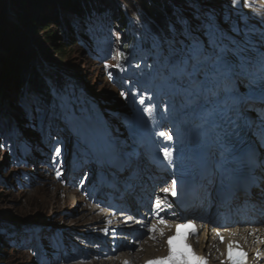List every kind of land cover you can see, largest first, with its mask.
Segmentation results:
<instances>
[{"label": "rangeland", "instance_id": "374dc122", "mask_svg": "<svg viewBox=\"0 0 264 264\" xmlns=\"http://www.w3.org/2000/svg\"><path fill=\"white\" fill-rule=\"evenodd\" d=\"M19 1L0 0V33L8 32V37L4 41H0V57H4L8 49L17 47L16 43H18L19 46L21 45L28 52L31 64L36 65L33 68L37 72L38 68L41 71L46 67L44 63L52 61L55 73L63 74L64 71L66 72L65 66L68 60H62L60 57L55 56L53 50V44L55 43L47 40L55 32L59 33V29L53 28L49 35L45 36L43 30L47 28L49 23L42 22L38 26L35 22L40 20L38 17H34L37 10L34 14H28L27 16L24 11L28 5L25 4V7L22 8ZM53 1L57 2L56 0H51L50 7L43 0L34 2L35 4L40 3L43 11V13L38 14L39 18L56 13L52 9ZM167 1L176 7L175 19H171L167 14L161 18L160 23L154 22L149 18L147 23H145L149 29L147 34L144 31L143 23L130 24V29L136 38L135 45L128 55V61L125 62V65L131 66L130 69H124L120 63L118 42L122 36L117 31L108 32L104 36L109 40H105V42L111 43L107 47L98 43L88 45L82 41L76 42L77 46L70 43L68 46H64L65 48L63 47L64 52L71 58L70 61L73 62L74 66H77V79L67 75L68 79L66 81L62 80L61 90L65 93V96H63L64 103L66 105L71 103V108L82 118L81 110L76 102L81 99L85 100L89 95L92 96V99L102 107V113L96 114L95 122L101 129L109 131L110 137L115 139L116 143L121 146V151L125 153L126 157L131 152L129 148L131 147L130 144H132L129 138L130 128L127 126L128 121L140 113H146L157 107L160 96L163 94L167 96L168 90L175 95L173 99H166V103L162 106L163 110L165 107L169 108V110L175 109L180 104L182 95L186 94L185 92L180 95L177 94V85L183 82L185 86L190 87L191 80L194 77L191 71L195 64L209 56L210 60L211 58H216L209 51L213 34H215L216 38L215 46H219V48L224 47V44L233 47L238 41L242 44V49H244L246 43L243 35L247 33L246 22L254 17V12L259 5L262 4L264 6V0ZM113 2H115V5H113L112 9H109V13H119V7L124 5V0H113ZM56 4L60 6L59 2ZM60 8L57 7V10ZM124 11L132 18L135 16L134 10L129 7ZM232 14L234 15L232 16ZM242 16H245L246 19L241 18ZM27 19L35 24V29H28L30 32L25 31L23 36L10 42L9 37L16 32L19 35V33H22L20 31L27 30ZM94 20L97 27L103 26L96 16ZM235 21L238 22V27L235 25ZM86 23L90 24L88 20ZM92 26L93 23L88 27L89 30H92ZM79 27L82 28L83 26L76 25L71 29L74 39H83ZM115 27L116 22L113 28ZM59 40L58 43L63 44L62 38ZM28 58H26L27 62L22 61L23 64L29 63ZM166 60L168 61L167 63ZM186 60H188L187 63H185ZM137 62H139V67L135 66ZM3 66L0 64V85L3 80H6V75L1 73L3 72ZM145 72H147L146 77L144 76ZM47 74H50V72ZM142 75L145 77L144 82L140 81V76ZM184 77H186V80H184ZM73 79L77 81V85L73 84ZM194 86L191 89H195L196 85ZM3 87L8 90L7 86L3 85ZM5 89L4 91H6ZM5 96V94H0V110L6 111L8 106L12 110L6 111V114L9 115V120L5 124L8 131L3 135L6 145L0 146V179L4 181V184L0 185V234L3 231L9 236L5 240L8 251H4L7 255L3 263L54 264L55 261H59L60 256L66 252L70 245H78L80 248H72V258L70 260L65 259L71 256L65 254L61 264H93L95 261L111 259L112 257H109L107 252L101 257H96L92 253V256H89L84 251L86 248L96 251L97 246H93L87 241L93 237L88 236L82 230V227L75 228V234L70 239H65L67 238L65 228H69V225H67L69 220H72L73 217L81 216L83 209L91 211L86 200L81 197L83 194L81 193L80 185L90 183L95 187L104 186L108 180L107 171L102 167H95L94 163L77 155L78 149L74 148L75 140L72 139L68 130L60 124L59 120L51 116L47 106L34 99L29 110L26 94L25 96L19 94V108L16 111L19 117H17L11 115L14 111V105L10 98ZM141 99L144 100L143 104L140 103ZM145 109L148 110L145 111ZM243 113L254 118V131L263 135L261 127L264 124V104L248 100L243 107ZM0 114L1 124L4 123V119L1 112ZM46 114L48 115L47 117ZM64 121L68 123L66 117H64ZM116 132L119 133L117 136ZM77 139L78 141L81 140L80 137H77ZM9 143L26 150L27 153H21V155L26 154L27 158L31 159L25 165L26 169H18L19 167L24 168V166L13 161L8 164L6 155L9 159L10 152L13 151ZM0 144L3 145V141ZM56 148L61 149L59 156L54 152ZM143 154H145V150L143 146H140L139 152L133 155L136 159L134 161H125L129 164L130 170H121L119 172L121 180L126 181L139 168H142V172L147 170V163L142 167V163L138 159ZM119 158L124 157L119 155ZM6 163L8 166H5ZM77 165H82L86 168L91 176H71L69 171L61 173L62 169ZM53 170L54 172L52 173ZM67 175L74 180L73 190L70 187L64 188L66 182L69 183L71 179L68 180L67 178L65 184L60 183V179ZM17 177H19L20 183L15 182ZM44 178L53 180V183L47 180L41 182L40 179L43 180ZM45 182H48V187L53 192H59L63 189L64 191L60 193L58 198H55L53 193L43 189L42 184ZM37 188L39 193H36ZM25 190L32 191L34 195L32 197L23 195L22 192ZM45 193L50 196L45 195ZM64 193L70 195L69 197L77 195L81 200L80 205L74 208L72 205H66L63 200L59 201ZM116 196L120 197L121 194H116ZM53 202L61 204L64 208L56 210V206L53 205L51 207ZM93 204L94 202L90 201L91 207L95 208ZM76 205L74 204V206ZM100 205L96 203V206L99 207ZM106 205L113 207V205L108 203ZM114 209L118 212L115 218L119 221L122 220L120 221V227L123 228L125 226L127 230L131 225L129 218L125 217L128 213ZM85 213L88 214V212ZM109 221L106 220L104 224H109ZM1 229H12L18 232L21 229L18 234L19 240L9 246V243L16 236H12L8 230ZM23 230H25V233ZM48 230L51 233L50 236L58 238L61 235L65 242L63 243L62 252L57 253L55 250H48L45 253L47 257L43 259L41 254H36L38 252L37 244L40 234H44ZM28 233L33 234V236L30 235L28 237ZM79 236L90 238L85 239V245H83V243L79 242ZM128 238L127 236L123 240L129 241ZM64 245L66 246L64 247ZM90 260H92V263H89Z\"/></svg>", "mask_w": 264, "mask_h": 264}, {"label": "bare ground", "instance_id": "6f19581e", "mask_svg": "<svg viewBox=\"0 0 264 264\" xmlns=\"http://www.w3.org/2000/svg\"><path fill=\"white\" fill-rule=\"evenodd\" d=\"M87 1L91 2L90 0H87ZM233 15L234 14H232V16ZM241 18L246 19L245 16H242ZM246 23H247L246 25L247 33L243 35V37L245 38V43H246L244 49H242V44L238 41L233 47H230L229 45H226V44H224L223 45L224 47L222 48L221 47L219 48V46H215V40H216L215 34H213V37L211 38V40L209 39L211 43L209 51H211L212 55H214V57L216 58H211L210 60L209 58L210 56H209L206 59L199 60V62H197V64H195V66L193 67L191 74H193L194 77L191 80V83L193 82L198 83L197 84L198 89L195 90L198 96H194V94L192 93L189 99L187 100V103L181 104V106L185 105L188 107L189 111L187 113H181L182 110L181 108H179L178 110L173 109L171 111L172 114L169 116L167 114V112L169 111V108L165 107V109L163 110L162 106L166 103V99H173L170 97V93L167 92L168 93L167 96L164 94L160 96L159 105L157 107L149 110L146 113H143L141 116L136 118L133 122H131V124L128 127H133V131H134L133 134L135 136H138V134H142L144 132L152 133L148 125L153 124V122H150L149 120L151 121L156 120V121H159V123H163L164 121H167L168 124L173 123V125L174 123L179 122L178 124L179 127H177V130L179 133L182 134L183 140H178V139L174 140V137L172 139L173 145H176V142L178 145V148L176 145V147L173 150V156L175 157V154L177 152H179L180 154H184L186 149H190L192 146H195V141L191 139L190 136L194 135V132H193L194 125L197 124L198 122L213 132H215L216 127L222 125L223 122L230 129H233V127L241 128L245 122H248L251 125L254 119L253 117L243 114V103L248 102V100L252 101L254 100V98L259 99V100L264 99V96L261 93V91L255 89V87H257L259 84H261L264 81V6L262 4L259 5L258 8L255 10L254 17H252V19H249ZM235 25L238 27L237 21H235ZM28 57H29L28 58L29 63L27 64H31L29 54H28ZM187 62L188 60L185 61V63ZM8 88L9 90L2 91L0 94H5L6 95L5 97L8 96L11 102H13L14 111L11 113V115L16 116L15 112L19 108L18 106L19 98L18 97H19L20 86L17 88L15 86L12 87V89L14 90L10 89L9 86ZM191 88H193V86H190V91H191ZM181 90H184V89L181 88ZM20 94H23V90L22 92H20ZM11 110L12 108L10 106L6 108V111L8 112ZM199 110H200V114L198 115ZM6 111L5 110L1 111L3 115L4 123L0 124V142L3 141V145L0 144V146L6 145L4 138H3V135H5V132L7 133L8 131V128L5 127V124L9 120V115L6 114ZM173 125L171 124V127ZM262 126L263 127H261V129L264 130V124ZM104 133L108 135L109 131L106 129H101V128L94 129L91 133L93 137L84 136L83 141L87 143L88 146H91L90 142H92V147H96V149L98 150L103 149L101 150L102 154L107 157V159L111 162V165H112L108 169V173L112 172L111 170L112 168H116L120 170L128 169L129 165L125 163L127 158H119V155L117 157L115 156V154H112L114 146L104 141V135H103ZM115 134L117 136L119 133L116 132ZM258 136L264 137V135L262 134ZM130 138L133 141L137 139L134 137H130ZM73 140H75V143L79 142L77 138ZM162 142H163V139H161L160 141L153 140L152 143L149 144L148 149L152 150L154 147L160 146ZM135 144H136V141H134L133 147L138 148V145H135ZM210 150H212V147L210 148ZM23 153H27V152H23ZM92 154H93V151L90 148L77 152V155L79 157L85 158L87 159V161H90V162L93 161L95 167H100L99 163L97 161H94V157ZM121 156H125V154L123 153L121 154ZM138 159H139V162L142 163V167H144V165L148 162L150 163V167L152 169H155V170L156 168L158 169L159 160L150 159L148 158L147 154H143L139 156ZM30 161L31 159L27 158L26 154L20 155L19 157V162L27 163ZM18 169L21 170V169H26V168L24 166V168L19 167ZM68 171L71 176H74V175L91 176L89 171L86 168H84L82 165H77L73 167L69 166L68 168L62 169L61 173H66ZM158 171L162 174L165 173L163 168L158 169ZM141 177H143V172H142V168H139L133 172L132 176L126 179L127 180L126 182L128 183L126 185L134 184ZM67 178L68 180L70 179L72 180V178L69 175H67V176H63V178L60 179V183L65 184V180ZM67 184L68 182H66V185H64V188L68 187ZM106 184L113 187V189L115 190H119V194L121 191H124V193H126V191L131 189V185L127 189L123 187L120 184V182L118 186H115V183L112 181H109ZM85 186L86 187L82 191H84V193H87L83 197V199L86 200L87 203H88L89 197H94L93 198L94 203H96L97 201H99L102 204L106 202H113L115 203V205H119L123 209H126V210L128 209V213H129L128 217H131V220H132V227H128L127 229L129 231H132V233H129V238H128L129 241L123 240L127 238V235L125 232L126 230L125 226L123 228L117 227L116 229L111 231L110 233L113 235L111 239H108V238L104 239V237L101 239V241L94 239L95 237L106 235L105 232H102V230H100L101 229L100 224L104 222L105 218L109 219L108 213L111 214V211L106 210L103 213L102 212L103 208H97V210H95V209H92L91 207H90L91 208L90 212L87 209H83L81 216L76 217V218L73 217L72 220H69V222L67 223V225H69L68 226L69 228H65V233H66L67 238L65 237L64 238L66 240L70 239V237L74 235L76 232L75 228L82 227V230L88 236L93 237L87 241L92 245L95 242L97 246L96 251L94 250L92 251L91 248H86L84 251H86L89 256L94 255L96 257H101L105 255V252H107L108 256L112 257L109 260H100L99 262L95 261L93 264H143L145 261L155 258L157 256L156 252H153L150 249L144 250L140 248V245H143L142 243L143 241L141 242L140 237L146 235L145 225L147 221L142 220V218L138 217L137 215L142 209L140 208L139 205H136L135 196L133 195L129 196L128 197L129 199L125 201L124 197L122 196L117 197L116 195L113 194L111 200L110 199L106 200L105 197H98L99 194H96V192L93 191V190L98 189L99 187L92 186L90 183H85ZM42 187L45 191H48L49 193H53L55 198H58L60 193L64 191L63 189L62 191H59V192L57 191L53 192V190H51L48 187V182L43 183ZM144 189H146V186L143 187L141 191H143ZM36 193H39L38 188H37ZM22 194L23 195L25 194V196H30V197L34 195L32 191H28V190L23 191ZM45 195L50 196L48 193H45ZM69 196L70 195L64 193L62 198L59 201L63 200L66 205H70V206L72 205L74 208H77L80 205L81 200L79 199L77 195L72 196V197H69ZM48 201L50 202V200ZM197 201L193 203L192 208L200 210L201 207H203V205L205 204L201 203L197 205L198 203ZM141 202L143 201L141 200ZM74 204H77V205L74 206ZM53 205L57 207L56 210H58L59 208L60 209L64 208V206H61V204L59 203L53 202L51 207H53ZM85 212H88V214ZM178 218L179 217L176 215V217L172 219V222L177 221ZM203 226L206 227L204 229V232L206 233L208 225L203 224ZM227 229L228 228H221L220 230H227ZM1 230L10 231L12 236H17V232H18L12 229H1ZM252 232L254 233V236L251 237L252 241L254 240L261 241L262 239H264V229H260L259 231L245 230L244 235L247 236L251 234ZM203 236L204 237L202 238V240H205V241L209 240L207 238V235L203 234ZM7 237L9 236L6 233H3L2 231V233L0 234V264H4L3 261L5 259V256L7 255V253H4V251L8 249L7 245L5 244V240ZM155 242H156L157 252L161 253V250H164L165 248V243H163L161 247L158 237L155 238ZM258 246L259 248L264 249V244L263 245L259 244ZM202 248H204V246H202ZM71 258H72V255L65 259L70 260Z\"/></svg>", "mask_w": 264, "mask_h": 264}, {"label": "trees", "instance_id": "16d2710c", "mask_svg": "<svg viewBox=\"0 0 264 264\" xmlns=\"http://www.w3.org/2000/svg\"><path fill=\"white\" fill-rule=\"evenodd\" d=\"M36 1V0H35ZM34 0H20L21 7L24 8L25 4H27V8H25L24 14L28 16V14H34L35 11L37 12L34 17H38L40 20L39 22H35L40 26L45 22H48L47 28L43 30V34L45 36H48L49 33L52 31L53 28L59 29V33L55 32L52 37H48V41L54 42L53 44V50L55 53V56L60 57L62 60H68L66 62L65 70L66 72H70L72 74H77V66L73 65V62L70 61L71 58L68 57V54L64 52V46H68L70 43L72 45L77 46V40L73 39L72 26L75 23L83 24L86 23L87 19L93 18L96 12L101 18V22H103L108 17V8L109 4L113 3V0H94V1H87V0H56L60 3V6H58L53 1V7L52 9L56 11V13H52L50 15L45 16L44 18H39V13H43L40 3L35 4ZM49 7H50V1L43 0ZM39 2V0H38ZM125 3L130 6L133 10H135V14L140 19H145L146 16H150L152 19L156 21H160L162 17H164L166 14L170 16L171 19L176 18V7L175 5H171L167 0H125ZM39 4V5H38ZM136 4L139 5L140 10L136 8ZM32 7V8H31ZM57 7H61L59 10H57ZM28 9V10H27ZM64 11V12H63ZM67 12V13H66ZM143 12L146 14L144 16ZM19 14V13H18ZM72 14V15H71ZM179 15V14H178ZM65 18H61V17ZM32 17V16H30ZM19 18V17H18ZM21 18V17H20ZM27 18V17H26ZM58 18V19H57ZM75 18V19H74ZM116 20L118 21V29L119 32L124 36L125 40H122L120 42V55L122 57V60L125 61V54L124 52H127L129 50V45H133L134 38L130 36L129 34V25L128 22L131 20L128 15H126L123 11L120 12L118 15H115ZM29 19V18H28ZM27 19V21H28ZM74 20V21H73ZM65 21V27L62 26V24ZM61 22V23H60ZM35 24L31 23V21H28L27 24V30L24 29L20 32H16L13 36L9 37L10 42L15 41L18 37L23 36V32L35 29ZM71 26V27H70ZM15 27V26H14ZM62 28V29H61ZM64 28V29H63ZM30 29V30H28ZM40 31V30H39ZM12 32V31H11ZM32 33V32H31ZM7 33H0V41H4V39L7 36ZM62 38L64 41L63 44H59V39ZM27 40V39H25ZM24 40V41H25ZM67 40V41H66ZM24 41H22L24 43ZM17 47L14 49H8L7 54L5 55L6 58L0 57V64L3 66V74H5V79L3 80L2 84L0 85V93L4 91L5 86H9L10 89L12 87H19V94L23 90L30 95H37L40 97L46 96L45 88L48 87L47 84L40 78L38 72L33 68V66H36L35 64H23L22 61L27 62L28 52L19 46L18 43ZM64 47V48H63ZM26 55V56H25ZM26 68V69H25ZM31 77V78H30ZM59 85H61V82H59ZM7 86V88H8ZM6 90V89H5ZM9 90V88H8ZM14 90V89H12ZM8 94V93H7ZM10 96V95H9ZM49 96L52 99L51 94ZM20 97V96H19ZM50 97L46 98L44 102L46 104L50 105ZM1 112V110H0ZM16 116L19 117V115L15 112ZM5 118V117H4Z\"/></svg>", "mask_w": 264, "mask_h": 264}, {"label": "snow or ice", "instance_id": "6c2138e0", "mask_svg": "<svg viewBox=\"0 0 264 264\" xmlns=\"http://www.w3.org/2000/svg\"><path fill=\"white\" fill-rule=\"evenodd\" d=\"M140 103L143 104L144 100L141 99ZM147 110L148 109H145V111H147ZM157 135H159L161 137H165L166 139H169V140H171L173 138L171 135H168L165 132H159V133H157ZM54 152H55V154L57 156H59L60 152H61V149L60 148H56V149H54ZM163 152H164V158L165 159H170L171 153H169L167 148H164ZM175 186H176V182L173 181L172 182V188H173L172 194L173 195L176 194L175 191H174ZM163 191L164 192H169L170 189L165 188V189H163ZM156 207L158 208L159 204H157ZM160 223L163 224V223H166V221L161 220ZM176 229H177L176 235L168 238V246H169L168 256L163 257V258H157L156 261H150V262H148V264H164L165 261H170L171 264H189V259H188L189 255H192L193 258L196 259L199 262V264H207V261L205 260L204 257L196 256L195 253L191 252V246L188 245L187 243L184 244V247L186 249H188L187 252H184V251L174 252L173 251V248H172V241L173 240L177 239L178 237H181L182 239H186L187 234H194L195 231H196L195 226L192 223L178 224V225H176ZM180 229H184L185 230V233H184L183 237H182V234L180 232ZM150 231H153V232L156 231V226L153 225L152 228L150 229ZM161 235H163L162 232H161ZM221 241H223V237H221ZM227 251H228V254H229V259H231V253L233 251V245L231 243H229ZM242 255L246 256V253L242 254ZM237 264H239V262H237Z\"/></svg>", "mask_w": 264, "mask_h": 264}, {"label": "clouds", "instance_id": "9594fccd", "mask_svg": "<svg viewBox=\"0 0 264 264\" xmlns=\"http://www.w3.org/2000/svg\"><path fill=\"white\" fill-rule=\"evenodd\" d=\"M64 18V17H63ZM64 23L62 24V26L63 27H65V21H63ZM75 26L76 25H78V23H75L74 24ZM74 25L72 26V28L74 27ZM80 29V28H79ZM91 31V30H90ZM80 33L82 34V36H83V38H86V36H85V34H84V32H82V30L80 29ZM90 35H91V32H90ZM73 36V35H72ZM73 39H74V37H73ZM75 40H77V39H75ZM79 40H77V42H78ZM82 42H86L85 40H82ZM46 74L48 73V72H45ZM50 231L48 230V231H46L44 234H40V236H39V239L40 238H42L43 240H47L48 238H49V236H50ZM39 239H38V242H39Z\"/></svg>", "mask_w": 264, "mask_h": 264}]
</instances>
